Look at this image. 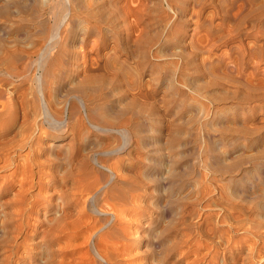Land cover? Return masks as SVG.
<instances>
[{
    "label": "rangeland",
    "instance_id": "374dc122",
    "mask_svg": "<svg viewBox=\"0 0 264 264\" xmlns=\"http://www.w3.org/2000/svg\"><path fill=\"white\" fill-rule=\"evenodd\" d=\"M31 2L0 0V65L22 76L0 83V264H107L99 235L120 264H162L163 250L166 264H264V0H143L128 31L142 35L120 39L78 18L51 37ZM50 63L59 130L36 118Z\"/></svg>",
    "mask_w": 264,
    "mask_h": 264
},
{
    "label": "bare ground",
    "instance_id": "6f19581e",
    "mask_svg": "<svg viewBox=\"0 0 264 264\" xmlns=\"http://www.w3.org/2000/svg\"><path fill=\"white\" fill-rule=\"evenodd\" d=\"M51 1V2H49ZM41 3H39L37 0H34V2L30 3V9L32 11V13H38L39 12V16L42 14H47L48 18H47V22H51L52 24H54L56 30H54V32L52 33L51 37L54 38H58L60 36V27L65 24L67 21L73 23L76 18H78L79 20L82 21H86L90 23V31L89 33H96L103 37L104 35H108V37H111L112 39H120V35L123 32V35L127 38L128 35H130V37L132 36H141L142 33H140V35L138 34H128L129 31V27L131 26V22L130 19L132 17V15H140L144 12V2L143 0H57L55 3H53V0H48L45 3L42 2V0L40 1ZM44 3V4H43ZM169 7V6H168ZM19 9V8H18ZM208 11V10H207ZM31 13V14H32ZM107 14V15H105ZM33 15V14H32ZM105 15V16H104ZM171 17V16H170ZM194 17V15H193ZM206 18V17H205ZM172 19V18H171ZM193 19V18H192ZM218 19V18H217ZM46 21V20H45ZM30 22V21H28ZM34 22V21H33ZM31 22V23H33ZM112 23L111 29H107V24L106 23ZM194 22V21H193ZM167 25H169L167 23ZM178 25V24H176ZM190 25V24H189ZM17 26V25H16ZM222 26V25H221ZM121 27V28H120ZM135 27V25H134ZM179 29V28H178ZM224 29V28H223ZM140 30V29H139ZM166 30V29H164ZM206 30V35L204 34V38L206 39H210L211 40V30L206 28L204 29ZM229 30V29H228ZM51 32V31H49ZM48 32V34H49ZM197 29L195 27L192 28V32L190 33V35H192V37H190V39H196L195 35H196ZM203 32V31H202ZM225 32V31H224ZM136 33V32H134ZM226 33V32H225ZM224 33V34H225ZM164 34V33H163ZM223 34V35H224ZM62 35V34H61ZM93 35V34H92ZM219 36V35H218ZM218 36L216 37L218 39ZM138 37L136 39H138ZM202 36L197 38V39H204ZM48 38V37H47ZM90 39V38H89ZM42 40V39H41ZM49 40V38H48ZM55 40V39H51L50 43ZM60 41V40H58ZM64 41V40H63ZM44 42V41H43ZM49 42V41H48ZM77 42V41H76ZM203 41H200L199 43H201ZM75 43V42H74ZM112 43V42H111ZM208 43L211 44V41H209ZM230 43V42H229ZM42 44V43H41ZM56 44V42H55ZM213 44L215 45V42H213ZM217 44V43H216ZM39 46V45H37ZM36 46V47H37ZM43 46V45H42ZM213 46V45H212ZM250 46V45H249ZM50 45H47L45 47V50L39 55V59L37 60V62H42V60L44 59V61L47 59V53L46 51H48L50 48ZM204 47V46H203ZM208 47V46H207ZM38 48V47H37ZM41 48V46H40ZM8 49V48H7ZM36 49V48H35ZM39 49V48H38ZM47 49V50H46ZM102 49V48H101ZM210 50V48H209ZM38 51V50H35ZM87 52V51H86ZM101 52V51H100ZM99 52V53H100ZM88 53V52H87ZM90 53V52H89ZM38 54V53H36ZM85 54V53H84ZM103 54V53H102ZM221 54V53H220ZM255 54H261V49L259 47V45H253L250 50H249V55L251 57L255 56ZM24 55V54H23ZM105 55V54H104ZM30 56V55H29ZM89 57V56H88ZM235 57V56H234ZM23 58V57H22ZM38 58V57H37ZM46 58V59H45ZM105 58V57H104ZM103 58V59H104ZM204 58H205V54H204ZM247 58V57H245ZM14 59V58H13ZM33 59V58H32ZM255 59V58H254ZM87 60V59H86ZM246 60V59H245ZM88 61V60H87ZM93 61V60H92ZM23 63V61H22ZM39 64V63H37ZM42 65V64H41ZM49 65L48 68H46V72H45V78L43 79V77H36L37 79V91L40 94V108L37 109V115L36 118H40L43 121L45 120L46 123L48 122L50 124V127H52L53 129H61L62 127V122L60 121H55L54 118L51 116L50 111H49V106L47 101L45 100L44 96H43V89H44V83L46 82V78L48 80H51L52 78H54L56 75V70H57V66L54 67V64L50 63L47 64ZM87 65V64H85ZM35 66V65H34ZM38 66V65H37ZM46 66V65H45ZM33 68V66H31ZM43 68V65L41 67V69ZM111 68V67H110ZM29 69V68H28ZM40 69V67H39ZM38 69V70H39ZM113 70V69H112ZM230 71H232L231 68H229ZM228 70V71H229ZM29 71V70H28ZM42 71V70H41ZM83 71V70H82ZM145 72V71H144ZM29 73V72H28ZM31 73V72H30ZM111 73V72H108ZM0 83H2L3 85H6L9 81L8 78L10 77H19L21 76V71L19 70V65L17 63V61H13L12 59H10L9 62L5 63V64H1L0 65ZM5 74V76H3ZM25 75V74H24ZM23 75V76H24ZM36 75V74H35ZM39 75V74H38ZM22 77V76H21ZM240 77V75H239ZM18 78V79H19ZM40 78V79H39ZM22 79V78H21ZM24 79V78H23ZM12 80V79H11ZM55 80V79H54ZM15 81V80H14ZM57 81V80H56ZM145 81V80H144ZM175 81V80H174ZM54 83V81H53ZM19 84V83H17ZM130 86V85H129ZM161 86V85H160ZM5 87V86H3ZM9 87V86H8ZM11 88V87H10ZM27 88V87H25ZM4 89V88H3ZM7 89V88H6ZM47 89V88H46ZM131 89V88H130ZM18 90V89H17ZM22 90V89H21ZM24 90V89H23ZM257 93H259L258 88L256 89ZM132 92V91H131ZM50 93V92H49ZM138 93V92H137ZM145 93V92H144ZM14 94V93H12ZM260 96H262L264 98V92L259 93ZM22 96V95H21ZM133 96V95H132ZM142 96V94H141ZM72 97V96H71ZM140 97V96H139ZM77 98V97H76ZM1 99V96H0ZM3 99V98H2ZM80 100V99H79ZM78 100V101H79ZM143 100V99H141ZM4 102V100H1ZM38 101V100H37ZM80 102V101H79ZM39 103V102H38ZM81 103V102H80ZM8 105V104H7ZM19 107V106H18ZM73 109V108H72ZM19 111V110H18ZM24 112V117L27 115L25 111ZM21 114V113H20ZM57 116V115H56ZM18 117V116H17ZM21 117V115H20ZM95 117V116H94ZM96 118V117H95ZM98 119V118H97ZM17 122V121H16ZM125 122V121H124ZM141 122V121H140ZM98 123V122H97ZM137 123V122H136ZM36 125V122L34 123ZM110 124V123H109ZM47 125V124H46ZM37 126L40 129L39 125L36 126H28V131H29V136L28 138H33L34 132L37 130ZM93 126H95L96 128H98V125L93 124ZM92 126V128H93ZM15 127V126H14ZM47 127V126H46ZM49 127V126H48ZM113 128H107V127H102L103 130L104 129H117V131L123 136V138L125 139V143L126 144V138H128L129 133L126 130V126L123 125H119V126H112ZM63 128V127H62ZM95 128V130H97ZM100 129V128H99ZM132 129V128H131ZM94 130V128H93ZM101 130V131H103ZM10 131V130H9ZM18 131V130H17ZM13 132V131H12ZM113 132V131H112ZM36 133V132H35ZM48 133V132H47ZM45 134V133H44ZM15 135V134H14ZM32 135V136H31ZM2 137V136H1ZM122 138V139H123ZM36 141H33V143L30 142L29 146L30 149H35V147L33 145H38L40 143V141L42 140L41 136H38L36 138ZM123 139V141H124ZM29 140V139H28ZM33 140V139H32ZM129 141V140H128ZM42 142V141H41ZM44 143V140L43 142ZM46 145V144H45ZM44 145V146H45ZM37 147V146H36ZM121 148V147H120ZM13 149V148H12ZM43 151H47L48 147H44L42 148ZM4 153V152H2ZM16 154V153H15ZM43 156V155H42ZM42 156H38V155H33L31 156L30 154H28L26 156V158L31 161L32 164H29V166L35 165L37 167H39L40 171H42L46 165L47 162H51L50 159H46L44 161H42ZM26 159V160H27ZM13 165V164H12ZM24 166V165H23ZM52 166V165H51ZM34 169V168H33ZM49 182V181H48ZM136 190V189H135ZM128 191V190H127ZM30 196V195H29ZM1 197V196H0ZM34 197V196H32ZM33 200V199H32ZM2 202V201H1ZM119 204V203H118ZM63 206V205H62ZM3 207V206H2ZM28 207V206H27ZM1 209V208H0ZM27 209V208H26ZM25 211V209H24ZM110 211V210H109ZM112 211V210H111ZM17 212V211H16ZM98 213V211L96 212ZM101 213V212H100ZM107 213V212H106ZM103 214V213H101ZM116 215V213H115ZM228 216V215H227ZM227 218V217H226ZM237 218V217H235ZM111 219V218H110ZM110 221V220H109ZM108 221V222H109ZM104 222V221H103ZM229 222V221H228ZM217 223V222H216ZM107 224V223H106ZM105 225V224H104ZM44 231V230H43ZM99 231V230H98ZM96 233V232H95ZM230 234V233H229ZM189 236V235H188ZM207 236V235H206ZM39 238V237H38ZM101 236H98L97 242L94 245V253L97 257V259H100L101 261L106 262L107 264H120L122 261L120 259V252H121V248L119 246H111V245H103L104 242L100 241ZM217 240V239H216ZM14 242V241H13ZM214 243V242H213ZM149 244V243H148ZM43 245V244H42ZM114 245V244H113ZM218 245V244H217ZM15 246V245H13ZM263 248V247H262ZM13 249V248H12ZM37 249V248H36ZM6 250V249H5ZM35 250V249H34ZM263 250V249H262ZM180 251V250H179ZM208 251V250H207ZM164 254V259L162 264H166L165 262H167L168 260H166V258L169 256L170 251L168 253L165 252V250L162 251ZM209 252V251H208ZM12 253V252H11ZM34 253V252H33ZM14 254V253H13ZM179 254V253H178ZM223 254V252H222ZM36 255V254H35ZM181 255V254H180ZM179 255V256H180ZM194 255V254H193ZM217 255V254H216ZM11 256V255H10ZM19 256V255H18ZM17 256V257H18ZM195 256V255H194ZM12 257V256H11ZM237 255L234 256L233 261L236 260ZM13 258V257H12ZM34 258V257H33ZM91 258V257H90ZM205 258V257H204ZM194 259V258H192ZM89 260V259H88ZM178 259H176L177 261ZM190 260V259H189ZM202 260V259H200ZM86 261V260H85ZM188 261V260H187ZM185 261V263L187 262ZM88 262V261H87ZM198 259L192 261V263H188V264H198ZM82 263V262H81ZM85 263V262H84ZM169 263V261H168ZM92 264V262L90 263ZM93 264H98L96 260H94ZM209 264V263H208Z\"/></svg>",
    "mask_w": 264,
    "mask_h": 264
}]
</instances>
